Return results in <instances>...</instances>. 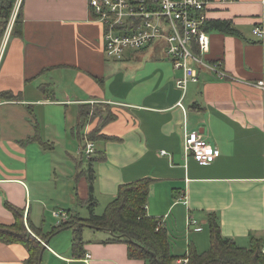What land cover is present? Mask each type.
<instances>
[{
  "label": "crops",
  "instance_id": "1",
  "mask_svg": "<svg viewBox=\"0 0 264 264\" xmlns=\"http://www.w3.org/2000/svg\"><path fill=\"white\" fill-rule=\"evenodd\" d=\"M21 2V35L11 38L6 31L0 36V94L17 96L0 98V225L14 223L6 204L22 210L26 229L32 226L48 242L42 264L46 255L45 264H145L129 259L124 243H106L107 231L85 227L91 234H84L82 229L88 259L72 256V229L51 234L62 224L52 212L72 211L82 218L76 207H86L78 201L88 198L85 173L91 167L96 206L102 201L106 207L120 185L151 181L146 213L159 220L170 243L176 234L183 236L178 257L190 247L198 253L209 248L205 229L211 213L222 236L240 247L251 240L264 244V92L256 86L264 83V43L252 34L264 24V0H210L204 26L210 48L204 58L229 79L198 68V82L187 86L184 112L176 106L181 91L175 80L182 73L173 69L163 48L151 45L126 54L124 68H112L104 56L103 27L93 20L88 0ZM217 22L227 31L210 28ZM83 104L115 116L100 131L110 139L84 137L97 117L88 121L82 138L75 133ZM184 129L200 132L219 156L199 165L183 151ZM87 142L95 152L81 165L76 156L84 155ZM57 146L67 155L60 161L62 170L51 163ZM47 155L50 165L41 172ZM47 214L57 220L49 232ZM188 218L202 230L186 227L185 236ZM59 235H66V243ZM27 258L23 246L0 242V264H25Z\"/></svg>",
  "mask_w": 264,
  "mask_h": 264
},
{
  "label": "trees",
  "instance_id": "2",
  "mask_svg": "<svg viewBox=\"0 0 264 264\" xmlns=\"http://www.w3.org/2000/svg\"><path fill=\"white\" fill-rule=\"evenodd\" d=\"M18 0H0V36H2L10 23L11 14ZM211 29L227 31L224 23H214ZM22 31V2L16 12L10 30V37L20 36ZM0 98L13 101L17 96L10 93L0 94ZM78 124L75 133L82 138L83 129L92 119L98 118L96 127L86 136L88 141L99 142L110 138L100 135V131L115 116L106 110L98 112L97 107L88 104L79 106ZM30 141H36V138ZM40 145H44L40 143ZM92 160H89L91 162ZM88 180V198L80 202L89 210L88 218H79L72 211H67V220L53 229L51 234L62 229H72L71 241L72 256L81 259L85 256L84 242L81 231L85 227L103 230L111 233V238L106 243H124L127 246L129 259L142 260L145 264H175L178 259H187V264H264L263 242L251 240L248 247H240L232 239L221 234L220 226L215 214H207V226L210 245L203 252L198 253L190 247L187 254L178 257L170 252V238L166 230L161 227L159 220L146 213V204L151 181L142 179L130 184L120 185L114 199L107 204L101 215H95L96 201L93 197L94 174L91 167L86 171ZM6 207L12 212L14 223L10 226L0 225V242L11 245L17 244L25 248L28 258L25 264H42L40 256L46 238L38 230L24 225L23 211L8 204ZM40 240V241H39Z\"/></svg>",
  "mask_w": 264,
  "mask_h": 264
},
{
  "label": "built area",
  "instance_id": "3",
  "mask_svg": "<svg viewBox=\"0 0 264 264\" xmlns=\"http://www.w3.org/2000/svg\"><path fill=\"white\" fill-rule=\"evenodd\" d=\"M209 2L210 0H88V6L93 20L103 27L106 60L120 62L126 54L140 52L151 45L163 48L173 69L182 73L175 80L177 89L181 91V98L176 106L184 112L182 102L187 86L198 82V68L213 72L220 80L229 79L226 72L207 63L204 58L210 48V39L204 30ZM19 5L20 0L17 1L6 31L11 30ZM252 34L264 43V24L255 27ZM256 86L264 92L263 82H258ZM183 151L201 166L208 165L219 156L218 150L212 148L200 132H189L186 129L183 134ZM94 152L93 143L87 142L84 148L86 158H90ZM160 155L166 153L160 152ZM52 215L62 223L67 220L65 212L54 211ZM186 227L194 232L202 230L192 218L187 219ZM262 252L264 253V245ZM88 258L89 256H85V259ZM187 262V259L176 260V264Z\"/></svg>",
  "mask_w": 264,
  "mask_h": 264
},
{
  "label": "rangeland",
  "instance_id": "4",
  "mask_svg": "<svg viewBox=\"0 0 264 264\" xmlns=\"http://www.w3.org/2000/svg\"><path fill=\"white\" fill-rule=\"evenodd\" d=\"M14 14V11L12 12V14L11 15H13ZM165 56V55H164ZM125 58H127V57H125ZM108 63H107V65L108 66H110V67H112V68H116V69H123L124 68V64H125V62H116V61H112V60H106ZM189 88H190V86H189ZM99 110H101L100 108H99ZM106 111V110H105ZM105 111H103V112H105ZM77 120H75V122H73V125H75L76 126V122ZM74 126V127H75ZM71 127V125H69L68 126V129H69V131H68V133H70L71 131H70V128ZM76 140V139H75ZM72 141H73V139H72ZM78 142V141H77ZM50 143V142H49ZM51 145V144H50ZM83 146V145H82ZM84 148H85V145L83 146ZM82 147V148H83ZM84 148H83V150H84ZM63 152V148L62 147H56V151L54 152V153H50L51 154V156H52V159H51V163H52V165H54V162H53V160L54 161H56L57 162V166H59V168H60V170H62V163L60 162L61 161V159L62 158H65L67 155H65L64 153H62ZM48 153V152H47ZM70 153L71 154H73V152L70 150ZM64 155H65V157H64ZM76 156V155H75ZM49 159V155H47V157L39 164V168H40V171L42 172L43 170H46V169H48V166L47 165H50V163L49 162H46L47 160ZM66 160V159H65ZM76 161H78L81 165H86L87 163H88V161H87V159H86V156L85 155H77L76 156ZM72 163V162H71ZM73 164V163H72ZM74 164H76V162H74ZM35 165V164H34ZM63 169L64 170H66V167H65V165H63ZM59 185H61V186H64V190L62 191V193H65L66 194V192H67V187H66V185L63 183V182H61V183H59ZM65 201H66V199H65ZM97 204V203H96ZM97 207V210H96V213H97V215H101L102 213H103V211H104V207H105V204L103 205V203H102V201H99V205L98 206H96ZM95 207V208H96ZM60 208H62V209H69V208H71V206H61ZM77 208V210H78V215H80V217H84V218H88L89 217V210L87 209V207H76ZM50 210H52V209H49V212H50ZM81 210V211H80ZM56 221L57 220H55V222H54V220L53 219H51V217H50V215H48L47 214V222H46V226H47V230H45V231H51V229L53 228V227H55V223H56ZM84 231V234H91L90 233V231L88 230V229H83ZM91 230V229H90ZM206 230V232L208 233V230L207 229H205ZM189 231H187L186 230V223H185V236H186V234L188 233ZM190 233H192V231L190 232ZM73 234V233H72ZM64 236H66V235H59V237H58V240H59V242L61 243V244H64V243H66V240L64 239L65 237ZM84 237H86V236H84ZM179 240H181V242L183 241V236H181V238H179V235L178 234H176V236H175V239L173 240H171V243H170V252H171V254L172 255H174V256H176L178 253H180V247H179V243L178 242H180ZM44 243V242H43ZM43 245V244H42ZM46 259H47V255L44 257V264H45V261H46ZM175 264H176V261H175Z\"/></svg>",
  "mask_w": 264,
  "mask_h": 264
},
{
  "label": "water",
  "instance_id": "5",
  "mask_svg": "<svg viewBox=\"0 0 264 264\" xmlns=\"http://www.w3.org/2000/svg\"><path fill=\"white\" fill-rule=\"evenodd\" d=\"M47 243H48V242H44V243H43V250H42V253H43V251L47 248ZM41 259H42V254H41V256H40V261H41Z\"/></svg>",
  "mask_w": 264,
  "mask_h": 264
}]
</instances>
